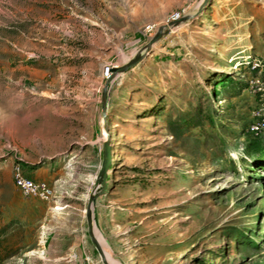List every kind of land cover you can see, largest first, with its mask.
<instances>
[{
    "label": "rangeland",
    "instance_id": "rangeland-1",
    "mask_svg": "<svg viewBox=\"0 0 264 264\" xmlns=\"http://www.w3.org/2000/svg\"><path fill=\"white\" fill-rule=\"evenodd\" d=\"M67 231L73 264H264V0H0V264Z\"/></svg>",
    "mask_w": 264,
    "mask_h": 264
},
{
    "label": "crops",
    "instance_id": "crops-1",
    "mask_svg": "<svg viewBox=\"0 0 264 264\" xmlns=\"http://www.w3.org/2000/svg\"><path fill=\"white\" fill-rule=\"evenodd\" d=\"M24 171V174L34 180H44L51 184L58 175V171L52 169L48 166H37L33 168H22ZM57 181V180H56ZM42 205V204H40ZM43 214L49 213V211H42ZM66 221V224H62V228L64 229H71L72 226L68 225ZM65 225V226H64ZM71 227V228H70ZM73 229V228H72ZM62 244L64 245V248L60 251V253L56 254L53 259L58 260H65L66 262H84L86 259V256L90 255L89 253H86L84 250L86 249V244L83 245V251L77 252L76 248L79 246V243H77V238L74 233H70L67 231V236L63 235L61 237ZM89 248V247H88Z\"/></svg>",
    "mask_w": 264,
    "mask_h": 264
},
{
    "label": "built area",
    "instance_id": "built-area-1",
    "mask_svg": "<svg viewBox=\"0 0 264 264\" xmlns=\"http://www.w3.org/2000/svg\"><path fill=\"white\" fill-rule=\"evenodd\" d=\"M176 16H178V14ZM258 65L259 62L255 63L254 67ZM111 74L112 67L106 65L104 67V76L109 78ZM13 180L15 187L25 196H36L43 200H51L55 196V190L48 182L44 180H34L26 176L20 164L14 167Z\"/></svg>",
    "mask_w": 264,
    "mask_h": 264
},
{
    "label": "clouds",
    "instance_id": "clouds-1",
    "mask_svg": "<svg viewBox=\"0 0 264 264\" xmlns=\"http://www.w3.org/2000/svg\"><path fill=\"white\" fill-rule=\"evenodd\" d=\"M243 154H244V149L242 146L238 149L230 147L227 151L228 157L236 161L237 163H239V160L243 156Z\"/></svg>",
    "mask_w": 264,
    "mask_h": 264
},
{
    "label": "water",
    "instance_id": "water-1",
    "mask_svg": "<svg viewBox=\"0 0 264 264\" xmlns=\"http://www.w3.org/2000/svg\"><path fill=\"white\" fill-rule=\"evenodd\" d=\"M183 19H185V18H183ZM176 23H177V21H173V22H171L170 24H176ZM161 35H162V27H159L158 32L155 34V36H154V38H153L152 40L158 39L159 37H161ZM136 61H137V60H136ZM136 61H133V62L130 63L129 65L135 63ZM122 69H124V68H120V70H122ZM112 71H115V69L112 70ZM108 81H109V80H108ZM88 224H89V226L91 225V219H90V215H89V214H88ZM101 255H102V257H103V253H101Z\"/></svg>",
    "mask_w": 264,
    "mask_h": 264
}]
</instances>
